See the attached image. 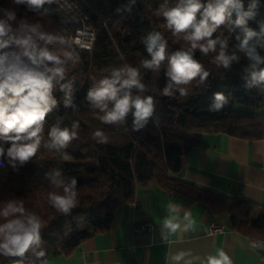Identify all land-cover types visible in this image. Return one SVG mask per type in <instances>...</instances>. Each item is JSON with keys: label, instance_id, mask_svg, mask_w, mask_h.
Returning <instances> with one entry per match:
<instances>
[{"label": "trees", "instance_id": "1", "mask_svg": "<svg viewBox=\"0 0 264 264\" xmlns=\"http://www.w3.org/2000/svg\"><path fill=\"white\" fill-rule=\"evenodd\" d=\"M85 1L89 5L85 8L88 24L95 31L89 50L69 45L70 35L81 22L53 3L31 12L25 5L0 0V19H7L4 10L16 12V20L8 21L13 29L21 18L29 24H39L42 32L56 38L51 44L37 39L39 47H47L62 57L65 53L72 55L65 64V78L53 82L57 104L46 117L36 154L23 164L13 161L7 156L11 141L0 137V147L5 150L0 157V208L9 201L23 202L26 213L39 216L42 224L39 245L32 246L23 256L0 255V264H45L52 257L70 253L85 238L106 230L115 209L133 199L138 185L150 182L187 204L205 203L212 218L225 217L226 224L236 232L264 230V207L242 196L200 189L179 176L183 154L199 143L204 132H224L247 139L262 135L264 81H253L248 70L253 61L247 49L240 48L243 29L226 22L213 33L212 39L224 42L225 55L236 57L227 68L215 62L220 43L207 54L197 48L193 58L208 72L207 78L195 77L185 85V95L174 86L172 95L166 96L163 90L170 82L166 75L169 59L177 51L189 48L169 46L162 11L176 7L180 0ZM210 2L219 0H201L205 5ZM242 3L247 11L251 0ZM253 12L246 27L257 36L249 41V46L264 58V0H259ZM235 19L233 12L232 20ZM154 32L161 33L166 42L165 59L158 66L145 68L143 61L151 60V55L144 41ZM126 67L137 69L144 85L143 90L131 89L133 97L153 98L152 115L139 130L133 127L131 111L123 122L105 124L99 119L103 113L87 100L91 87L110 78L114 69ZM260 69H264V63L256 70ZM217 93L223 94L227 103L219 111H211ZM68 99L71 103L65 106ZM74 123L79 125L75 130L77 138L65 148L51 146L50 129L56 126L72 130ZM97 131L104 134L106 142L94 136ZM56 171L63 181L60 186L52 182ZM73 178L77 181L76 204L69 213H61L50 203V194L62 195ZM4 222L0 218V223ZM40 251L45 256L38 257Z\"/></svg>", "mask_w": 264, "mask_h": 264}, {"label": "clouds", "instance_id": "2", "mask_svg": "<svg viewBox=\"0 0 264 264\" xmlns=\"http://www.w3.org/2000/svg\"><path fill=\"white\" fill-rule=\"evenodd\" d=\"M54 0H12L16 5H25L27 11L37 12L46 4H52ZM259 0H251L247 11L244 10L242 0H219L217 3L202 4L201 0H180V3L171 9H164L162 15L166 26L171 32L184 34V39L190 43L187 51H177L169 59V67L166 75L170 82L164 88L163 94L172 95L174 86L186 85L195 77L200 76L204 80L208 72L193 58V51L197 48L207 54L216 50V44L220 43L221 51L215 57V62L227 68L235 56H227L224 52L225 44L222 41L212 39L213 33L226 22L234 23L243 29V39L240 42L242 50L247 49V54L253 63L249 71L253 81H264V69L257 71L258 65L264 63L254 47L249 46V41L257 36V33L246 27L247 20L254 16L253 9L257 7ZM7 19H0V137L11 141V147L7 149V156L13 161L19 160L21 164L32 158L40 145L43 125L57 100L53 96V82H59L65 78V64L72 58L71 53H65L62 57L47 47H39L37 39L44 40L45 44H51L56 39L40 30L39 24H29L25 18H21L18 26L13 29L8 21L16 20V12L4 10ZM47 9H45V12ZM235 12L236 19L232 20ZM199 14V18H197ZM239 39V37H238ZM206 41V43H201ZM63 43V40L60 39ZM144 43L146 50L151 55V60H144L143 66L151 68L158 66L165 59L166 42L161 33L154 32L147 36ZM139 72L132 67L114 69L110 78L101 79L87 92V100L91 105L103 113L99 119L105 124L123 122L129 112L133 115V127L139 130L147 122L153 112V98L151 96L133 97L132 88L143 90L140 83ZM63 88V86H62ZM181 95L186 94V89L179 87ZM71 103L65 101V106ZM227 103L224 95L217 93L211 111H219ZM111 105V107H109ZM74 123L72 130L68 128L52 127L49 131L51 146L65 148L77 138ZM96 138L106 142V137L100 131L94 133ZM5 153L0 147V157ZM68 157L65 156V159ZM60 172L56 171L51 177L53 184L60 186L63 181L58 179ZM77 181L72 179L71 184L64 187L63 194H50V203L61 213H69L76 204L77 193L75 185ZM172 211H176L175 207ZM18 214V215H17ZM9 217H13L9 219ZM0 218L5 220L0 223V255L23 256L32 246L41 242V220L33 213H26L23 202L9 201L0 208ZM187 218V217H186ZM194 222L183 225V230L188 231ZM165 227L176 232L181 225L171 218L165 221ZM189 255L179 252L171 257L175 264H191L185 260ZM38 257L45 256L44 251L37 253ZM202 264H230L229 257L219 251L217 255H209Z\"/></svg>", "mask_w": 264, "mask_h": 264}, {"label": "crops", "instance_id": "3", "mask_svg": "<svg viewBox=\"0 0 264 264\" xmlns=\"http://www.w3.org/2000/svg\"><path fill=\"white\" fill-rule=\"evenodd\" d=\"M261 116L259 138L202 133L199 143L183 154L179 176L200 189L242 196L264 207V106ZM173 217L181 225L176 232L165 227V221ZM192 222L193 227L184 231L183 225ZM212 223L219 228L209 233ZM142 224L152 229L135 230ZM219 251L229 257L230 264H264V230L236 232L225 217L212 218L205 203L187 204L150 182L138 185L133 199L115 209L106 230L45 264H175L171 257L179 252L188 253L185 260L191 264H202Z\"/></svg>", "mask_w": 264, "mask_h": 264}, {"label": "rangeland", "instance_id": "4", "mask_svg": "<svg viewBox=\"0 0 264 264\" xmlns=\"http://www.w3.org/2000/svg\"><path fill=\"white\" fill-rule=\"evenodd\" d=\"M53 4L67 13L71 18L81 22V26L79 27L80 31L77 33L78 36H75V30L69 37V45L71 47L76 46L79 49L87 45L95 33L94 28L88 24L89 16L86 13L87 10L85 11V8H89L87 2L85 0H54ZM164 27V32L167 33L170 43L169 46L177 44L181 48H190V43L184 39L183 34L174 35L166 25ZM201 43L205 42L201 41ZM179 87L185 88V85H180Z\"/></svg>", "mask_w": 264, "mask_h": 264}, {"label": "built area", "instance_id": "5", "mask_svg": "<svg viewBox=\"0 0 264 264\" xmlns=\"http://www.w3.org/2000/svg\"><path fill=\"white\" fill-rule=\"evenodd\" d=\"M79 31H80L79 28L76 29V35H75V36H78L77 33H78ZM75 38H76V37H75ZM92 39H93V37L91 38V40L89 41V43H88L87 45H85V46H84L83 48H81V49H83V50H89V49H91ZM218 228H219L218 225L212 223V224L208 227V232H209V233H212L214 230H216V229H218ZM151 229H152V225H150V224H142V225H139V226H137V227L135 228V230H137V231H140V230H151Z\"/></svg>", "mask_w": 264, "mask_h": 264}]
</instances>
